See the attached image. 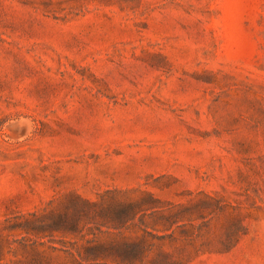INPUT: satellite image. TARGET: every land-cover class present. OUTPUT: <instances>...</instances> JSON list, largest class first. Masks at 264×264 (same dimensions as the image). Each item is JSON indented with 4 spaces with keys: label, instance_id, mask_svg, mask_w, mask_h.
<instances>
[{
    "label": "rangeland",
    "instance_id": "obj_1",
    "mask_svg": "<svg viewBox=\"0 0 264 264\" xmlns=\"http://www.w3.org/2000/svg\"><path fill=\"white\" fill-rule=\"evenodd\" d=\"M125 242L264 264V0H0V264Z\"/></svg>",
    "mask_w": 264,
    "mask_h": 264
},
{
    "label": "trees",
    "instance_id": "obj_2",
    "mask_svg": "<svg viewBox=\"0 0 264 264\" xmlns=\"http://www.w3.org/2000/svg\"><path fill=\"white\" fill-rule=\"evenodd\" d=\"M54 219L53 223H57ZM102 245H87L84 247V252L87 255H98L100 253L99 249ZM54 250H58L57 246H53ZM115 255L119 257V261L123 263L136 264L138 261H144L145 251L147 246L142 242H125L121 245L115 246ZM80 254V250H78ZM150 262H155L156 264H175L171 259V254L165 250H160L158 252V257L154 259H149Z\"/></svg>",
    "mask_w": 264,
    "mask_h": 264
}]
</instances>
